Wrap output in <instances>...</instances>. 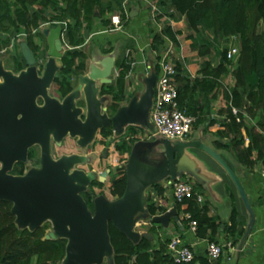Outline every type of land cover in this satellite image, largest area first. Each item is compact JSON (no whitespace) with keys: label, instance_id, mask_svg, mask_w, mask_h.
Instances as JSON below:
<instances>
[{"label":"trees","instance_id":"obj_1","mask_svg":"<svg viewBox=\"0 0 264 264\" xmlns=\"http://www.w3.org/2000/svg\"><path fill=\"white\" fill-rule=\"evenodd\" d=\"M122 3L123 0H0V50L8 47L12 39L21 34L36 58H43L47 44L41 31V23L48 22L50 26L61 24L62 41L66 50L60 58L61 66L54 77V84L59 96L63 97L73 87L71 76L86 70L88 53L84 42L88 33L96 22L103 27L112 28L109 15L123 10ZM150 3L157 7L154 19L163 23L159 31H151L150 48L155 52L152 72L155 75L159 72L157 60L165 36L175 44L181 43L184 56L203 57L200 62L193 60L190 63L195 72L194 77L186 68L185 59L180 56L173 58V80L177 86L179 105L196 116V123L201 120L199 112L202 111L197 96L200 94L209 100L218 93L223 95L226 105L220 113L225 115L220 123L222 130L218 133L228 136V143L217 141V145L230 149L235 159L246 166L264 164V0H150ZM122 19L124 26L129 15L122 13ZM177 19H182L185 29L172 25L171 20ZM36 37L42 40V46L35 40ZM231 37H235L239 45L234 62L226 56V45L218 48L222 39ZM127 45H122L116 58L114 81L108 84V89H101V93L112 94L113 101L109 106L112 112L119 106L120 101L127 99V77L132 68L129 54L125 50ZM110 50L111 47L104 51ZM176 50H180L177 44ZM212 51L219 58L216 63L215 59L206 57ZM13 62L15 71L26 66L20 52L13 55ZM228 74L232 76L234 83L229 90L222 92L219 88ZM233 108L236 109L235 113ZM245 116L252 119L253 123L248 125ZM242 128H245L249 139L247 144L244 143ZM141 133V126L129 125L124 137L113 138V141L118 149L126 150L129 142ZM96 135H100L102 144H108L110 140L105 141V138L112 135L111 126L99 127ZM32 154L33 150L29 155ZM99 158L98 154L94 167L103 169L106 157L101 160L103 164L98 163ZM17 163L20 164V161ZM118 163L117 161V170L109 173L112 174L110 177L108 174L105 180L96 179L90 183H96L103 191L101 194L107 197L108 193L112 199L120 196L126 186L125 162ZM18 170L21 171L13 169L14 172ZM153 187L159 193L163 190L159 183H154ZM87 191L82 192V195L92 211L96 195L90 198ZM173 206L178 213L189 212L191 218L197 220L198 236L216 241L215 234L220 221L205 214L206 206L199 204L195 193L180 201H174ZM11 207L12 202L9 199H0V264H58L65 254L67 239L45 238L49 222L35 228L18 226ZM147 208L152 215L159 206L149 202ZM185 221L188 219L185 218ZM237 224V210L233 205L224 226L226 239H232V243L243 234ZM152 227L150 231L154 232L155 228ZM108 234L113 250L112 264L221 263V255L211 260L205 253H194L193 260L186 263L174 262L167 252L168 238L159 239L155 244L151 238L142 236L134 242L111 220L108 221Z\"/></svg>","mask_w":264,"mask_h":264},{"label":"water","instance_id":"obj_2","mask_svg":"<svg viewBox=\"0 0 264 264\" xmlns=\"http://www.w3.org/2000/svg\"><path fill=\"white\" fill-rule=\"evenodd\" d=\"M47 49L43 68L37 67V58L25 40L20 42L21 54L26 66L18 72L4 69L0 63V199L12 202L11 210L20 227L35 228L46 221L52 222L45 238L65 237V254L58 264H102L104 257L112 264L113 250L108 234L111 220L122 232L136 242L140 235L133 231V225L144 213V189L161 178L177 177L178 157L184 148L196 146L212 156L228 173L234 182L243 203L250 213L245 232L252 227L254 212L244 187L233 169L212 149L200 140H173L166 137L161 142L165 161L153 167L143 166L134 161L132 154L125 164L126 186L116 199H108L103 194L93 199V210L81 192L95 179L96 172L72 168L85 161L80 154H64L57 159L49 155L48 137L52 134L58 143L66 136H78L77 141L85 146L96 135L101 126H111L114 135H120L127 125H138L151 129L149 110L152 103L156 75L151 72L144 78V90L120 104L108 115L101 101L96 98V82L111 81L115 55L109 52L99 58L92 57L86 70L79 75V86L64 96L60 102L49 96L48 88L54 81L60 66L57 59L63 55L62 26L55 24L42 29ZM82 88L86 101L85 118H80L81 108L73 105V97ZM44 99L38 104L37 98ZM40 143L42 146V166L30 169L26 174L8 172L14 162L25 160L28 148ZM110 168L99 172L97 179L103 181ZM140 211L139 214H136ZM180 222L175 207L151 216L153 223L166 228L170 219ZM146 234H142L145 237ZM240 245L242 242L239 243Z\"/></svg>","mask_w":264,"mask_h":264},{"label":"crops","instance_id":"obj_3","mask_svg":"<svg viewBox=\"0 0 264 264\" xmlns=\"http://www.w3.org/2000/svg\"><path fill=\"white\" fill-rule=\"evenodd\" d=\"M149 2L150 0H128L126 9L128 11L129 19L122 29H108L102 25V28L99 29L96 25H94L85 39L86 41L91 35L106 33L104 36V42H106L108 45L107 49L111 47L109 52L114 53L115 61L121 52L122 45L128 44L125 50L129 54L131 61L132 68L130 70V74L133 72H136L137 74L139 73V79L143 80V82L148 71L149 73L152 72V70H147L145 68L146 62L152 64V62H154L155 56V52H153L150 48V40L152 36L151 31L155 32L163 25L161 21H157L151 17V6ZM171 23L172 25H177L178 27H183L185 29L182 19L172 20ZM176 44L180 47V56L183 58V60L185 59L186 68L190 72L191 76L194 77L195 72L191 69L190 63L193 60L200 62L201 58L203 57H196L194 55L193 56L195 58L192 55L184 56L181 43ZM104 50L105 49L101 47V50L99 52L96 51V54H93L92 57L94 56L95 58H99L102 55L109 53L105 52ZM206 57H209L212 60L215 59L214 63L218 62L219 60L218 57H214L213 51ZM80 74L71 76V84L73 87L70 92L78 88ZM115 75L116 68L113 70V78L111 82L114 81ZM233 83L234 81L232 76L228 74L226 77H224L222 86L219 89L222 92L227 89L229 90ZM100 85L101 84L96 82V86L98 87L96 98H103L100 104V112L103 113V108H105V112L108 115H111L113 112L109 106L113 101L112 94L107 92L99 94ZM63 98L64 97H62V99L59 101L61 102ZM80 98L83 101V105H79L77 102V100ZM197 98L199 101L198 104H201L202 109V111L199 112L201 120L193 123L192 129L187 136L177 139L203 141L216 152H218L233 169L244 187L251 208L254 212L253 223L250 232L245 235L250 220V213L243 203L234 182L226 170L207 152L199 149L196 146H188L184 148L183 154L178 157L177 161V165L179 167L177 177H181L192 184L194 191L202 196V199L198 202L200 205L206 206L205 214L207 216H214L220 221L215 234L216 241L225 243L224 250L221 254L220 264H264V177L261 175L259 170L260 164L257 163L256 165L246 166L235 159L230 149L217 145V141L228 143V136H223L218 133L220 130H222L220 123L225 115V113H220V110L224 109L226 105L223 95L221 96V94L219 95L218 93L215 98L208 100L207 97H203L199 94ZM108 99L109 102L105 106L104 103ZM124 101L125 100L120 101L119 105ZM73 105L81 108L80 118L84 119L87 105L82 88L79 89L78 95L73 97ZM245 122L250 125L253 123V120L248 117L245 118ZM128 126L129 125L124 128V131L122 134H120V137H124V135L127 133ZM242 133L244 135V143L247 144L249 139L247 137L245 128H242ZM74 137L76 138V143L80 145L77 141L78 136ZM95 137L96 136L93 137L91 142L95 139ZM162 137L163 136L155 132L153 125H151V129L142 127V133L137 135L132 141L129 142L128 149L123 150L122 148V151L124 152L118 149L116 154L111 155L112 158L110 160V167L112 168V164L115 165L117 164V161H119L118 153L122 155V157H125L126 154L124 153L126 152L127 156L124 164H127L131 154L134 161L139 162L140 164L142 163L143 166L153 167L162 164L166 159V154L164 153L161 142H157V140L161 139ZM64 154L65 153L61 154V156ZM85 157L87 158L88 156ZM77 164V167L74 166L72 168H80ZM90 170L95 171L97 174L99 173L95 168ZM108 173H110V171ZM97 174L94 180L97 179ZM170 179L172 178L166 176L155 182L159 183V185H161L163 188L160 193L157 192L153 187L154 183H151L145 187L143 212H146L147 215L138 218L135 221L132 230L137 232L140 237H142V234H146L145 237L151 238L155 244H157L159 239L169 238L173 234H180L183 241L188 244L193 253L203 254L205 252L207 237H200L196 234V232L192 231L188 225V221H185V217L183 216L182 212L178 213L180 222L177 223L173 220V218H171L166 228H163L159 223H153L151 221V216L161 213L173 206L171 187L168 184ZM90 183L86 186L84 191L89 188ZM116 198H118V196L113 199ZM149 202H153L159 206V209H157L152 215L148 213L147 204ZM233 205H235L237 210V228L243 230L242 237H239L235 243L231 242L232 239H226V232L224 231V226L228 221ZM139 213L140 211H138L136 214ZM151 226H153L152 228H155L154 232L150 231ZM228 242H230V245H227ZM240 242H242L241 245L239 244Z\"/></svg>","mask_w":264,"mask_h":264},{"label":"built area","instance_id":"obj_4","mask_svg":"<svg viewBox=\"0 0 264 264\" xmlns=\"http://www.w3.org/2000/svg\"><path fill=\"white\" fill-rule=\"evenodd\" d=\"M127 1L128 0H123V10H117L109 15L112 24V28L110 29L120 30L123 28L122 13L128 15L126 9ZM149 4L151 6L150 15L154 19L157 7L150 2ZM161 28L162 27H160L159 30ZM238 51L239 45L235 40V37H231L226 49L227 58L234 62L238 55ZM158 56L159 59L157 60V63L159 64V72L156 75L154 83L153 98L149 110V120L151 125H153L155 132L159 135L169 139H180L189 134L193 123L196 120V116L189 113L184 106H180L177 99V86L173 80L175 74L173 58L180 56V50H176V44L174 41L165 36L163 47ZM145 68L151 70L152 64L146 62ZM232 110L234 113L236 112L235 108ZM237 120L239 119L237 118ZM259 170L264 177V164L260 165ZM168 184L171 187L173 203L174 201H180L183 197L192 193H195L197 201L202 199V196L199 193L194 192L192 184L181 177L170 179ZM183 216L188 219L190 229L196 232L197 220L191 218L189 212H183ZM227 245H230V242H228ZM166 246L169 257L174 262L186 263L194 258L193 251L188 244L183 241L180 234L171 235L167 240ZM224 246L225 243L207 239L204 253L209 259H216L222 254Z\"/></svg>","mask_w":264,"mask_h":264},{"label":"rangeland","instance_id":"obj_5","mask_svg":"<svg viewBox=\"0 0 264 264\" xmlns=\"http://www.w3.org/2000/svg\"><path fill=\"white\" fill-rule=\"evenodd\" d=\"M95 25L97 26V28L101 29L102 26L99 24V22H96ZM41 28L45 27V26H50V24L47 22V23H41ZM42 31V30H41ZM106 33L104 34H96V35H91L86 41H85V45H84V48L86 49L87 53H88V59L87 61L90 62L92 60V55L93 54H96L95 52H99L101 50V47H103L104 49H107L108 45L106 44V42H104V36H105ZM22 35L21 34H18L15 39L13 38L12 41H11V44L6 47V48H3L2 50H0V63L1 65L3 66L4 69H9L11 71L14 72L13 70V66H14V62H13V55L17 54L18 52L21 53V50H20V42L22 41ZM37 42H40L41 43V46H42V40H40L38 37H36L35 39ZM229 40L230 39H222V41L219 42L218 44V48L221 49L222 47H224V45H226L228 47V44H229ZM106 44V45H105ZM109 44V43H108ZM100 45V46H99ZM102 45V46H101ZM105 45V46H104ZM66 50V45L64 44V48H63V54ZM215 50V49H214ZM46 54H44V57H45ZM43 57V58H44ZM214 57H215V53H214ZM43 58H39L37 59L38 62H37V67L39 68H42L43 65H44V60ZM46 58V57H45ZM42 63V65H40ZM57 63L59 66H61V60L60 58L57 59ZM115 69V68H114ZM59 70V69H58ZM57 70V71H58ZM139 74V73H138ZM136 72H133L132 74L128 75L127 77V89H128V94H127V99L124 101L126 102L127 100H129L133 95H140L143 90H144V82L143 80H140L139 79V76ZM150 74L149 71L147 73V75ZM56 75V74H55ZM112 76H113V72H112ZM113 78V77H112ZM156 79V78H155ZM56 94L57 93V90H56V86L54 84V82H52V84L50 85V88H49V96H57ZM38 100V104H41L44 99L40 96L37 98ZM109 102V99L104 103V105L106 106ZM123 102V103H124ZM246 118H248L247 116H245ZM48 147H49V155L51 158L53 159H57L59 156H61V154L63 153H69V152H75L77 154H83L84 156H90L91 158V161L89 162H85L83 164H80L78 167L80 168H83L85 170H90L92 168H95L98 172H102L103 169L99 168V167H94V163H95V160L98 158V154H100L101 152H103V146L107 147V156L106 158L104 159V166L106 167H109L111 166V155H114L118 152V148L116 147L115 145V142L113 141L114 139L112 137H110V141L108 144H102L100 142V135H96L95 139L89 143L88 145L86 146H80L78 145L77 143H75L74 141V138L70 137L69 135L66 136L62 142V144L60 146L56 145V146H52L51 147V140H54L53 137H52V134L50 133L49 134V137H48ZM117 138V137H115ZM36 145H39L40 146V150H39V147H35ZM35 147L36 150H35V157H33L34 159L32 160H28L26 161L23 160L21 161L23 163V165L20 166V174H26L30 169H39L41 168L42 166V146L40 143H34L32 144V147ZM124 152V151H122ZM119 154V153H118ZM126 154V153H124ZM40 157H37L39 156ZM119 156V163L118 164H122L123 162H125L123 159H125V157H122V155H118ZM57 157V158H56ZM39 159V165L36 166V161ZM87 160V159H86ZM74 166H76V164H74ZM2 167V164L0 162V168ZM77 167V166H76ZM117 167L116 164H112V170L113 171H116L117 170ZM13 168V165L10 167V169L8 170V172H10V170ZM110 175L112 174H109V177ZM87 194L90 198H92L93 196L97 195V194H101L103 193L102 189L97 187V184H90L89 188L87 189ZM107 197H109L110 199H112V196H110L108 193H107ZM116 197V196H115ZM113 197V198H115ZM48 222V221H46ZM52 226V222L49 223V227L47 228L50 229ZM46 230V232H47ZM45 235V234H44ZM105 262H107V260L105 259L104 257V261L102 264H105Z\"/></svg>","mask_w":264,"mask_h":264},{"label":"flooded vegetation","instance_id":"obj_6","mask_svg":"<svg viewBox=\"0 0 264 264\" xmlns=\"http://www.w3.org/2000/svg\"><path fill=\"white\" fill-rule=\"evenodd\" d=\"M46 57V56H45ZM45 60H46V58H44V62H45ZM43 68V67H42ZM41 68V69H42ZM40 69V68H39ZM41 69H40V71H41ZM14 72H18V71H15L14 70ZM110 78H111V80H112V74L110 75ZM54 82V81H53ZM52 84V83H51ZM108 84H111V81L110 82H107V83H104V84H101L100 86H99V94L101 93V89L102 88H105V89H108ZM50 88V87H49ZM49 88H48V94H49ZM56 89H57V87H56ZM105 93V92H104ZM57 96H55V97H57L59 100H61L62 99V97H60L59 96V94H56ZM64 97V96H63ZM38 100V99H37ZM128 101V100H127ZM126 101V102H127ZM38 102V101H37ZM77 102H78V104L79 105H83V101H82V99L80 98V99H78L77 100ZM43 103V102H42ZM41 103V104H42ZM66 136H68V135H66ZM66 136H64L61 140H60V142L58 143L55 139L54 140H51L52 142H51V147L54 145V146H56V145H58V146H60L61 144H62V142H63V140H64V138L66 137ZM96 136V135H95ZM120 135H114V133H113V130H112V135L111 136H108L107 138H105V141H109L110 140V137H112V138H115V137H119ZM72 138H74V141H75V143H76V138L75 137H72ZM118 140V139H117ZM35 147H39V150H40V146L39 145H36ZM34 146L32 147V145L28 148V151H27V157H26V161H30V160H32V159H34L33 157H35V155H36V153H35V150H36V148H35ZM31 150H33V154H32V156H30L29 154H30V151ZM71 153H75V152H69V153H65V154H71ZM107 156V147H105V146H103V152H101L100 154H99V160H98V163L99 164H103V162L101 161L103 158H105ZM37 157H40V155L39 156H37ZM57 158V157H56ZM87 159V160H86ZM85 159V161H83V162H81V163H79V164H82V163H85V162H89V161H91V158H90V156H88L87 158ZM18 161H20V164H18L17 162ZM18 161H16V162H14V164H13V168L10 170V173H12V174H20V170H18V171H16V172H14L13 171V169L14 168H17V169H20V166L21 165H23V163L21 162L22 160H18ZM39 159L36 161V166H38L39 165ZM105 164V163H104ZM78 165V164H77ZM106 168H110V172L112 171V168L109 166V167H106V166H104V168H103V171L104 170H106ZM109 174V173H108ZM107 174V175H108Z\"/></svg>","mask_w":264,"mask_h":264}]
</instances>
